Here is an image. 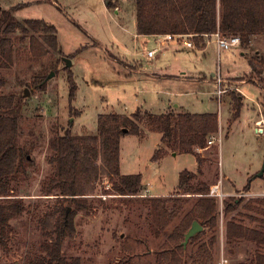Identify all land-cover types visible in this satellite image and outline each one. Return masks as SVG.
I'll list each match as a JSON object with an SVG mask.
<instances>
[{
  "label": "rangeland",
  "instance_id": "rangeland-1",
  "mask_svg": "<svg viewBox=\"0 0 264 264\" xmlns=\"http://www.w3.org/2000/svg\"><path fill=\"white\" fill-rule=\"evenodd\" d=\"M0 3L13 9L19 21L42 19L53 24L59 41L58 52L35 59L29 42L21 43L16 33L13 62L0 68V95L22 97L18 142L30 161L27 174L12 181L13 194L24 199L27 209L10 222L7 245H0V264H26L42 252L45 236L40 220L57 202L56 194L44 195L56 170L50 162L53 135L69 129L77 135L96 134L101 114L130 115L138 108L158 114L176 107L219 114L215 142L198 150L204 158L202 171L198 172L197 158L191 153L169 151L156 157L157 149L163 147L162 134L146 126L144 135H123L121 171L141 174L143 189L138 195H121L114 191L112 178L102 177L95 194L84 195L89 206L75 215V233L64 241V255L80 257L82 264H167L159 251L165 242L173 247L176 241L170 235L197 195L181 200L183 207L165 230H160L149 199L173 197L180 173L189 170L198 173L195 182L210 184L209 195L218 202L219 219L216 230L204 228L196 234L205 231L197 241L190 238L183 245L181 264H255L264 246L247 239L229 243L226 224L234 216L238 223L264 231V206L249 211L241 205L227 216L224 201L264 198V175H259L264 166V82L252 73L250 63L256 52L264 56V34L253 36L247 47L219 49L212 42L201 50L183 43L161 45L160 35L139 37L136 0H118V7H108L105 0ZM153 49H157L155 55L148 56ZM67 68L77 86L73 98ZM51 72L54 76L47 79ZM219 75L226 90L221 96ZM45 78L44 90L32 86ZM26 89L29 95L24 97ZM233 93L243 97V107L240 117L230 123ZM216 186L218 191L212 195ZM67 206L72 212L73 206ZM202 247L208 249L207 254Z\"/></svg>",
  "mask_w": 264,
  "mask_h": 264
},
{
  "label": "trees",
  "instance_id": "trees-1",
  "mask_svg": "<svg viewBox=\"0 0 264 264\" xmlns=\"http://www.w3.org/2000/svg\"><path fill=\"white\" fill-rule=\"evenodd\" d=\"M108 7H118V0H105ZM14 10L0 3V68L13 62V35L19 33L21 43L29 42L31 54L41 59L49 52L59 51L56 27L42 19L19 21ZM136 27L141 35H187L195 48L205 49L207 38L216 32L224 36H239L241 45H251L252 37L264 34V0H136ZM252 73L264 82V56L259 52L250 57ZM55 72L57 66H53ZM68 69V68H67ZM47 79L33 82L32 86L44 90ZM71 98L76 91L73 72L68 69ZM232 117L236 121L243 107L240 95L233 93ZM22 97L14 93L0 95V245L6 246L11 228L10 222L26 211L24 199L13 194L12 181L20 174H27L30 164L27 151L19 145ZM143 126L149 131L162 134L163 147L157 149L156 157L164 153H191L197 158L201 172L204 158L198 151L208 147V141L220 130L219 114L213 112L190 113L169 109L162 113L143 111L134 113L101 114L96 134H74L70 129L53 135L49 146L53 151L50 162L55 165V175L44 187V195L56 194V206L40 220L45 239L41 254L28 259L26 264H82L80 257L69 259L64 255L63 243L75 233L74 217L79 209L87 208L84 195L95 194L97 184L104 176L113 179V189L121 195H138L143 189L141 174H124L121 171V138L125 134L144 135ZM127 130V131H125ZM198 173L183 170L173 197L152 196L154 214L160 230H165L183 207L181 201L195 194L196 200L174 228L170 239L173 247L165 242L160 259L167 264H181L183 241L192 223L197 220L204 228L216 230L218 226V202L210 196V184L197 180ZM251 183L245 186L249 190ZM57 192V193H54ZM189 200V199H187ZM73 206L67 212V204ZM258 203L259 205H255ZM256 211L264 206V198L245 201L228 198L224 201L225 214L235 213L239 206ZM202 232L192 237L197 241ZM227 241L253 240L264 246V231L238 223L235 217L226 224ZM204 252L208 253L206 247ZM211 260V256L209 258ZM255 264H264V252L256 254Z\"/></svg>",
  "mask_w": 264,
  "mask_h": 264
},
{
  "label": "built area",
  "instance_id": "built-area-1",
  "mask_svg": "<svg viewBox=\"0 0 264 264\" xmlns=\"http://www.w3.org/2000/svg\"><path fill=\"white\" fill-rule=\"evenodd\" d=\"M163 36V40L161 41V45H179L180 43H183L189 48H195V45L190 37L187 35H160ZM211 36H215L216 43L218 44L219 49H231L233 47H238L241 45V38L239 36H224L220 32H216L212 34ZM209 37V36H208ZM157 49L149 50L148 56L153 57L156 53ZM222 78L221 75L217 78V84H218V93L221 96L226 90L222 88ZM257 126L261 125V120L256 122ZM215 142V136L210 138L208 143L213 144ZM214 191H218V186L214 187L213 191L211 192L212 195H214ZM103 196V195H102Z\"/></svg>",
  "mask_w": 264,
  "mask_h": 264
},
{
  "label": "water",
  "instance_id": "water-1",
  "mask_svg": "<svg viewBox=\"0 0 264 264\" xmlns=\"http://www.w3.org/2000/svg\"><path fill=\"white\" fill-rule=\"evenodd\" d=\"M67 62H68L67 66L70 67L71 66V62L70 61H67ZM54 74H55V72H51V74L48 75L47 79H50L51 77H53ZM28 95H29V91H28V89H26L25 92H24V97H27ZM125 131H127V130H125ZM259 131H262V130L260 129ZM259 175L260 176H263L264 175V166H263V169L261 170V172L259 173ZM69 211H70V208L68 207L67 212H69ZM203 230H204V227L197 220H195L192 223L191 228L187 231V233L185 235V240H184L183 244L185 245L190 238H192L198 232H201Z\"/></svg>",
  "mask_w": 264,
  "mask_h": 264
},
{
  "label": "crops",
  "instance_id": "crops-1",
  "mask_svg": "<svg viewBox=\"0 0 264 264\" xmlns=\"http://www.w3.org/2000/svg\"><path fill=\"white\" fill-rule=\"evenodd\" d=\"M136 32H137V27H136ZM137 34H138V32H137ZM138 36L139 37H143V36H146V35H141V34H138ZM151 36H156V35H151ZM159 36V35H158ZM257 35H255L254 37H256ZM215 36H210V37H208L207 38V45L209 44V43H212V42H215L216 43V38H214ZM251 44H252V42H251ZM171 46H177V45H174V44H171ZM175 110H178V107H176L175 108ZM257 121H259V120H257ZM256 121V122H257Z\"/></svg>",
  "mask_w": 264,
  "mask_h": 264
}]
</instances>
